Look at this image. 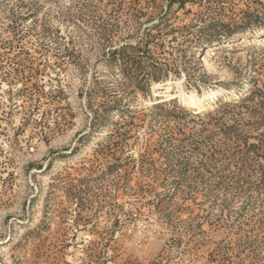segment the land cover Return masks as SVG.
Listing matches in <instances>:
<instances>
[{
  "label": "rangeland",
  "instance_id": "1",
  "mask_svg": "<svg viewBox=\"0 0 264 264\" xmlns=\"http://www.w3.org/2000/svg\"><path fill=\"white\" fill-rule=\"evenodd\" d=\"M0 264H264V0H0Z\"/></svg>",
  "mask_w": 264,
  "mask_h": 264
},
{
  "label": "bare ground",
  "instance_id": "2",
  "mask_svg": "<svg viewBox=\"0 0 264 264\" xmlns=\"http://www.w3.org/2000/svg\"><path fill=\"white\" fill-rule=\"evenodd\" d=\"M254 29H259V28H254ZM211 95H220L221 92L218 90H211L209 92H204L203 94L199 95V94H192V95H188L185 96V100L187 101L188 104L194 106V107H198L200 108V110H204L205 106L201 105V102L205 99H208V97Z\"/></svg>",
  "mask_w": 264,
  "mask_h": 264
}]
</instances>
